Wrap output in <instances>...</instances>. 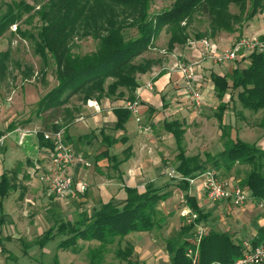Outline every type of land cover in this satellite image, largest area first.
Masks as SVG:
<instances>
[{"label": "trees", "instance_id": "1", "mask_svg": "<svg viewBox=\"0 0 264 264\" xmlns=\"http://www.w3.org/2000/svg\"><path fill=\"white\" fill-rule=\"evenodd\" d=\"M155 1L157 0L2 2L5 10L0 13V36L12 26L18 25L25 13L33 11L39 23L34 37V54L43 61L50 56L55 66L56 79V84L38 98L26 118H14L8 124V131L17 126L27 128L35 118H39L41 126L37 128L38 143L42 147L51 148V143L43 139L42 133L71 123L81 106L89 100L132 101L137 98L141 75L153 72L175 59L183 62L175 48H187L191 42L203 39L214 40L222 33L238 40L242 38L244 28L249 26L252 19L257 14L264 13V0H171L168 6L151 12V5ZM201 20L205 21L204 28L194 27ZM20 32L25 35V30ZM162 33L167 36L166 42L164 47L158 48L157 43ZM259 38L264 40V36ZM87 39L96 41L95 50L85 54L74 53L75 43ZM11 60L10 48L0 51V81L11 74ZM234 60L237 62L238 58ZM241 61H244V66H234L229 74H210L215 96L219 99L214 117L218 122L222 151L215 155L206 152L204 157L200 154L188 156L183 122L177 119L165 120L163 125L175 140L177 153L173 166L177 173L194 177L205 169H218L221 165L227 168L234 164L247 166L245 176L238 186L249 191L250 197L257 202L264 204V149L256 143L234 138V127L224 123V114L229 109V102L233 101L234 94L242 109L252 112L264 109V51L241 54ZM15 65L19 67L20 63ZM32 74L31 64H26L21 70L23 80ZM225 94H229L227 102L223 101ZM123 104L121 102L114 109L116 121L113 131L124 130V125L131 116ZM258 126L264 132V112ZM107 136V149L99 156L107 157L118 167L127 159L130 150L126 149L121 158L110 156L108 148L113 138L111 135ZM176 185L183 193L185 204L198 214V221L206 222L210 214L189 193L188 182L179 181ZM16 188L15 180L3 173L0 177V210L3 199ZM125 191L126 198L123 201L100 203L89 211H78L73 220L61 222L57 231L67 234V237L58 247L78 251V240H96L99 245L87 251L88 264H106L105 255L109 251L107 246L119 238L117 248L113 251L117 262L109 264H145L136 256L131 243L126 241L122 247V240L133 231L151 232L159 225L158 204L167 199L170 193L161 192L153 186H147L142 192L129 187ZM2 220L1 218L0 221ZM181 229L182 232L190 231L192 226L184 225ZM52 230L53 228L47 229L46 237L43 239L42 235L39 238L41 247L51 236ZM248 240L252 245L264 244V226L259 227L256 234ZM190 245L191 238L184 239L177 247L167 242L171 258L166 264H192L185 256V250ZM0 246L4 251L1 241ZM243 251L242 243L237 242L231 233L210 228L201 239L198 264H229L240 258ZM52 264L59 262L54 260Z\"/></svg>", "mask_w": 264, "mask_h": 264}, {"label": "rangeland", "instance_id": "2", "mask_svg": "<svg viewBox=\"0 0 264 264\" xmlns=\"http://www.w3.org/2000/svg\"><path fill=\"white\" fill-rule=\"evenodd\" d=\"M10 1L19 0H0V13L5 10L4 3L2 2ZM26 1L32 2V0ZM170 2L171 0H157L151 5L150 11H159L168 6ZM37 8L38 6L35 7V9ZM262 22H264V13L257 14L250 22V25L244 28L243 35L246 37L242 38L264 35V28L261 27ZM204 26V20L198 21L194 25L197 29H203ZM38 29V19L32 11L31 13H25L24 18L18 25L12 26L5 34L0 36V51L10 48L12 56V60L9 63L11 74H8L4 81H0V132H8L5 139V149L0 153V173L3 169H10L13 164L16 165L17 160L22 157V153L25 152L28 156L32 157L36 152L32 144L35 135L27 136L22 146L17 145V134L13 131L9 132L7 124L16 115L27 116L33 110L38 98L56 84L55 66L50 56L48 55L45 61H43L33 51L34 37ZM20 30H25V35H22ZM29 34L33 36H27ZM220 36L225 39L231 38L227 33H222ZM159 38L160 40L157 43L158 48L164 47L167 36L162 33ZM95 48L96 41L93 39L81 40L75 43L73 52L85 54L94 51ZM18 62L20 63L19 67L15 65ZM26 64L33 66V74L31 77L23 80L21 70ZM232 65H234L233 61H225L221 64H215L214 70L220 73L222 67L228 69ZM215 102H217V105L219 104V99L216 96ZM200 111L203 112L204 116L199 119V123L196 122L190 125L185 137V143L189 147L190 153L199 152L201 157H204L206 152L215 155L223 149L217 132V121L214 116H211L212 111L214 112L215 110H211L209 106H204ZM84 112L85 116L89 118L93 111L85 107ZM263 112L264 109L258 112L242 109L234 94V99L232 102H229V109L225 113L224 120L226 123L230 122L233 125L234 131L232 135L234 138L239 137L245 142L257 143L258 146H264V142L259 140L264 132L258 126ZM213 123H215L216 128H214ZM134 124L132 120L133 127ZM85 127L86 122L80 121L73 125L69 129V132L75 134L80 132L81 129H85ZM196 130H199L204 135L201 138L204 143L197 144V141L193 139L192 132ZM76 168L85 169L79 166ZM246 168L248 169V167ZM214 170L217 172L216 168ZM17 172L21 175L22 168L19 167ZM36 179L39 182V178ZM22 188L20 185H17L16 190H11L9 195L2 201L0 220L1 218L3 220L0 221V241L5 250L2 251L0 246V264H52L54 260H57L59 264H88L87 251L89 248L98 246V241L78 240V251L63 250L58 247V244L67 237V234L58 233L59 225L62 224L61 222L73 220L80 209L74 213V206L67 204V201L62 200L63 198L48 197L45 199L46 201L42 198L40 200L35 198L33 200L34 205L24 203L23 198L19 197L20 194L22 196L25 195ZM246 192L248 199L241 206H224L223 203L207 201L205 197L202 199L198 193H194L199 200L206 201V210L210 212L209 219L205 223L207 228L216 231H227L233 235L237 242H240L244 237L249 236L254 229H257V219L254 217L255 214H263L264 204L250 197L249 191ZM163 202L167 211L173 212V215H167L160 203L158 204V209L160 210L158 215L159 225L150 233L133 231L126 236V239L134 243L137 249H142H138L142 254L147 241L153 243L154 249L157 247L162 249V246L165 249L167 242H171L174 247H177L186 237L189 238L190 236L188 231L180 232V227L186 224V219L178 217L172 200L167 198ZM87 210L89 209L87 208ZM174 222L176 224H173ZM50 228H53L50 233L51 236L45 240V245L41 247L38 240L42 235L44 239L46 237L45 231ZM117 240L119 238H116L113 243L107 246L109 251L105 255L106 264L117 262L113 252L117 248ZM127 240L124 238L122 247ZM154 258L156 257H153V261L156 264H165L167 262L164 259L169 261L171 255L166 258H156V260ZM143 260L147 264H151L146 260V257Z\"/></svg>", "mask_w": 264, "mask_h": 264}, {"label": "crops", "instance_id": "3", "mask_svg": "<svg viewBox=\"0 0 264 264\" xmlns=\"http://www.w3.org/2000/svg\"><path fill=\"white\" fill-rule=\"evenodd\" d=\"M261 27L264 28V22L261 23ZM259 36L264 35H258L257 37ZM242 37L246 36L242 35ZM209 41L211 43L213 51L221 52L225 48L230 47L232 42L235 41V38L231 36L230 39H225L222 36H218L214 40ZM202 48L203 47L201 43H197L192 47H177L175 48V50L178 55H181L180 58L183 62L189 63L197 58V55ZM233 63L234 65L228 67V69L222 67L220 73L215 72L214 65L217 63H213L210 59H205L199 64V66L192 67L196 77L197 89L199 90L202 98V105L198 111L194 109L190 97L185 93L184 82L180 73H157L156 69L153 72L141 75L139 77L140 88L138 90L137 97L140 102L142 124L149 128L147 132L138 130V124L136 123L133 116H130L126 121L124 130H112L116 121L114 109L118 107L121 102L124 103L125 101H110L109 99H104L100 102L96 101L99 107L98 109L89 106L87 103L82 105L77 117L71 123L63 125L60 128L63 129L64 142L68 144L76 153L82 154L83 156L91 160L93 166L89 169L73 168L72 170H70V173L75 177L77 181L82 180L86 182L88 184V187L84 192H80L78 186L75 185L71 192L62 200L67 201V204L73 205L75 211L74 213H76L79 209V211L87 210V208L91 210L92 208L98 206L100 203H106L110 200H125L126 187L134 188L137 189V191L142 192L147 186H153L160 189L161 192H169L170 196L168 198H170L172 200V203H174L173 205L177 210L178 217H180L181 219H186L182 215V211L184 209L190 208L185 204L183 193L176 184L179 181L188 182V178L192 179L196 176L185 177L177 173L176 171L174 177H169L166 174L169 168H174L173 161L177 150L174 137L172 133L165 130L163 122L165 120L174 119L182 121L185 128V143V137L188 133L190 125L198 122L199 119L204 116L203 112L200 111L201 108L204 106H209L211 110H215L217 107L210 74H229L234 66H244V61H241V55L238 57V61L236 62L234 60ZM148 81H152L153 88L151 90L144 88L145 83H147ZM228 100L229 94H225L223 97V101L227 102ZM85 107H88L93 111L92 115L89 118L85 116ZM214 112L212 111L211 116H214ZM27 116L16 115L15 118L21 119L26 118ZM132 120L135 123L134 127L132 126ZM80 121L86 122L85 129H81L80 132L71 134L69 132V129ZM224 123L231 124L230 122L226 123L225 120ZM213 124L214 128H216L215 123ZM40 126V119L35 118L29 125H27V128H38ZM216 126L219 135L218 122H216ZM18 127L21 126H17L15 129L10 130L11 132L13 131L17 134V138L18 132L16 131V129ZM107 135H111L113 138V142L112 144H109L110 147L108 148L110 156H118L121 158L123 157L124 151L126 149L130 150L127 159L123 160L118 167L114 166L107 157L99 156L100 153L104 152L107 149L106 144L109 143V138ZM192 136L193 139L197 141V144L204 143L203 140H201L204 135L199 132V130L193 131ZM121 138H123V140ZM259 140L264 142V134ZM32 144L36 150L35 154L30 157L25 152L22 153V157L17 160V164H13L10 169H3L0 173V177L3 173H6L8 176H10L11 180H15L18 186L20 185L21 187H23V193H25V195L23 196L22 194H20L19 197L23 198L24 203H30L31 205H34L33 200L35 198H37L38 200L42 198L44 199V201H46L45 199L49 197L44 183H42L39 179V182H37L36 178H38L41 170H48L50 150L48 148L40 146L36 136L32 140ZM185 146L186 155L191 156L200 154L199 152L190 153L189 147L186 145V143ZM259 147L264 149V146ZM4 149L5 144L0 148V153L3 152ZM36 164H38L41 169L38 170L34 175L32 174V171ZM19 167L22 168V176L17 172ZM246 167L247 166L244 165L234 164L233 166H229L227 168V166L221 165L217 169V174L219 179L223 182H229V184L231 185H238L240 180H242V178L245 176V172L247 169ZM188 184L189 193L191 195H194L197 198L194 193H198L202 199L203 197H205V199L208 201L205 196L204 184L201 178L195 179L193 183L188 182ZM197 201L206 210V201L203 202L199 200V198H197ZM214 202L223 203L224 206L231 205L230 203L223 201ZM160 205H162V207L165 209L164 211L167 215H173V212L167 211L164 202H161ZM254 218L257 219V229L261 226H264V212L263 214H255ZM175 222L173 224L177 223ZM200 222L207 228L205 224L206 222ZM185 225H188L187 222ZM181 227L180 232L182 233L183 229H181ZM257 229H254L249 236L244 237L240 241V243H242L244 240H248L250 237L256 234ZM192 231L193 230L188 231V233H190L189 238L192 237ZM125 240H127L126 237ZM118 241L119 240H117L116 243H118ZM127 242L131 243L134 246L136 256L140 260L144 261L145 259L143 260V258L146 257V260H148V262L151 264H156L153 261V257L166 258L170 255V253L168 252L167 244L165 245V249L163 248V246L162 249H160L159 247L154 249L153 243L147 241L144 246V252L142 254L141 251H139L141 248H138V250L134 243L129 240H127ZM156 258L154 259L156 260ZM164 260L167 263L169 262L166 259ZM144 262L145 264H147L146 261Z\"/></svg>", "mask_w": 264, "mask_h": 264}, {"label": "built area", "instance_id": "4", "mask_svg": "<svg viewBox=\"0 0 264 264\" xmlns=\"http://www.w3.org/2000/svg\"><path fill=\"white\" fill-rule=\"evenodd\" d=\"M15 26V25H14ZM13 26V27H14ZM201 43L202 49L199 51L197 58L189 63L181 62L175 59L172 63L162 65L157 69V73L178 72L183 78L185 93L190 97L191 103L197 111L202 105V99L199 90L197 89L195 73L192 69L194 66L205 60L210 59L213 63L221 64L225 61H232L238 58L241 54H250L255 51H264V40L257 36L250 38H240L232 42L231 46L221 52L212 50L211 43L207 39L199 42H191L190 47ZM174 56V55H173ZM144 88L151 90L153 88L152 81L145 83ZM89 106L98 109L96 101L89 100ZM123 107L127 109L131 116L134 117L138 124V130L147 132L148 127L142 124V116L140 112V102L138 97L132 101H126ZM17 144L22 145L29 135H37V128H23L18 127ZM8 133L0 134V148L4 146L5 139ZM43 139L51 143L49 168L47 171L40 172L38 178L44 183L48 196L54 198H65L75 185L78 186L80 192H84L88 184L82 180H76L70 173V170L77 166L89 169L93 166L91 160L76 153L63 139V129L59 128L53 131H44L42 133ZM40 166L36 164L32 174H36L40 170ZM169 177H174V168H169L166 172ZM201 178L204 184L205 196L210 201L228 202L233 206H241L248 199V194L245 190L236 184H229L219 179L216 170L205 169L195 178H188L189 183H193L195 179ZM182 215L186 218L188 225L192 226L191 245L185 250V256L189 258L192 264H198V251L201 239L207 233V228L198 221V214L191 209H184ZM243 254L240 258L229 264H264V244L252 245L249 240L242 242Z\"/></svg>", "mask_w": 264, "mask_h": 264}]
</instances>
